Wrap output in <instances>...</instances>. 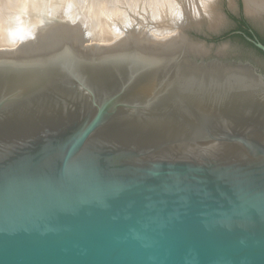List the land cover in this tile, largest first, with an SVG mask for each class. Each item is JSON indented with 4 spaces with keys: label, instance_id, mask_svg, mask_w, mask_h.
Returning a JSON list of instances; mask_svg holds the SVG:
<instances>
[{
    "label": "water",
    "instance_id": "1",
    "mask_svg": "<svg viewBox=\"0 0 264 264\" xmlns=\"http://www.w3.org/2000/svg\"><path fill=\"white\" fill-rule=\"evenodd\" d=\"M51 8L0 50V264H264V71Z\"/></svg>",
    "mask_w": 264,
    "mask_h": 264
},
{
    "label": "rangeland",
    "instance_id": "2",
    "mask_svg": "<svg viewBox=\"0 0 264 264\" xmlns=\"http://www.w3.org/2000/svg\"><path fill=\"white\" fill-rule=\"evenodd\" d=\"M3 1L5 2L6 0H3ZM14 1H15V3H12L13 6H12V4H10V0L6 1V3L7 2L9 3V7L8 8H10V9L12 8V10H9V11H11L9 13L7 12L8 11L7 7H5V9L7 8L6 9L7 11L3 9L4 7L3 8L1 7L3 5L7 6L8 4H3L2 5V2L0 1V4H1L0 7L4 10V11L2 10L3 12L1 11L2 14H0V17H1L0 22L2 23V20L6 19L5 20L6 22L3 20V23L4 24L7 23V25H6L7 27L4 24H2V25H4V26H2L1 23H0V25H1L0 28H2L3 30H4L3 27H5V30L6 29L9 30V28H12V29L14 28L15 29L17 26H19L18 24L21 22V19H22V18L19 19L21 17V13H23L22 17H28V16L32 17L33 16L34 12L32 13V11H29V10H31L29 8H27L28 9L27 10L26 9V5H25L24 2H21V0H13L12 2H14ZM24 1L26 2L28 0H24ZM66 1L64 3L66 5H68V1L67 2ZM72 1L73 2L69 1V5L71 4L72 5V9L76 10L77 14H79V18H81L83 16L84 17H88L89 16L90 18L92 16H96V18L98 19V17H99V19L97 20L98 23L96 22V18L92 17L93 18V20H92L93 22L90 20L91 21L90 25H91V27L93 26V24L95 26H97L95 28V30L97 28H101L102 29V30L100 29L101 31H97V33L101 32L99 36H101V34L103 35V37H101L102 39L105 40V38H108L110 36L114 37V35L113 34L111 35V33H110V35L107 36L105 34V33H107L106 29H104V28H107V30H108L114 24H116V25H115V27H112V28H113V30L117 31L116 32L117 34L118 33L121 34L123 32V35L121 37H119L115 41H110V42L109 41L104 42V40L102 41V39L100 41L98 39H95V38L93 39L92 38V40H95V41H93L95 43H99V44H103V45H110V44L114 45L116 42L118 43L119 41H122L128 34H133V33H138L139 35L137 37H140L142 35H147V36H150V38L152 39V36H155L154 33H155V30H156L157 26H158L157 30H159L160 28H162L163 31H165V28H166V30H170L169 27L173 26V24L175 22L173 27H176V29L173 30L174 32L171 33V35H169L168 40L177 37L178 33L180 32V29L183 28L184 26L185 27H189V32H191V31L192 32L193 31H200L202 33H208L209 35L218 34L216 31L219 30V36H215V37H224V36H226V37L223 38V39H220V41H218L217 43H219L221 41H225V42L216 45L215 47L210 49V51L215 53V52H217L219 50V48H221V46L225 47V53H228V54H242L248 60H250L252 63H254L256 66H258L260 69H262L264 71V55L262 53H260L252 45L247 44L245 41H247V42H249V41L247 39H245V41H244V39L239 36V35H242V34L238 33V32H242V31L238 30L239 22L234 17H236L238 19H241L242 17L245 18L244 10L242 8L243 7L242 6V0H211L212 2H214L215 11L218 12L220 14V16L223 18V23L219 24V25H216V26H212L213 21L209 17V14L205 10L201 0H176V1L170 0L172 2V3L170 2V4L172 6L174 5L175 8L178 6V9L180 8V10H178L177 8L175 9L174 6L173 7L169 6L170 4L167 3V2H169V0H162V2L165 1V5L166 6H164V4H163L164 2L162 3L161 0H155V1L153 0V1H151V3H148V2H150V0L149 1L148 0H136V1L135 0H75V1L72 0ZM97 1H99V2H97ZM16 2H17L18 5H16L15 7H18L20 5L23 8V6H24V8L26 9L25 11L27 13L26 12L24 13V11L20 12L22 10V9L20 10V8H19L20 6L18 8H16L18 10H16V12H15L14 4H16ZM75 2H77V3H75ZM152 2H153V4H152ZM49 3H50V1H49ZM73 3H75L76 5L73 4ZM175 3L176 4L178 3L177 6L175 5ZM150 4H152V5H150ZM162 4H163L164 7H161ZM91 5H93V6H91ZM190 5H192V6H190ZM193 5H194V7H193ZM73 6H75V7H73ZM51 7H53V6H51L49 4V6H47L44 10L48 11V12L52 11ZM95 7H97L98 9L95 8ZM158 7H161V8H158ZM1 8H0V10H1ZM155 8H157L160 11L158 12V10L155 9ZM162 8H163V10H162ZM94 9H95V11H98L99 9L100 10L98 12L94 11V13H92ZM113 9H114V11H113ZM118 9L120 10V12H119ZM173 9H175L176 11L173 10ZM213 9H214V7H213ZM105 10H106V12H105ZM116 10L118 12L116 14L117 15L119 14L120 16L119 15L117 16L116 14H114ZM153 10H155L156 13ZM12 11L15 14H13ZM100 11H102V12H100ZM152 11H153V13H152ZM162 11H164V12H162ZM5 12L8 13V14L12 13L13 15L10 14V16H8V14H6ZM89 12H91L93 15L90 16L91 13H89ZM157 12L159 14H161V16L158 15ZM173 12H175V13H173ZM177 12H178V14H177ZM223 12H227L230 17L228 18V17L224 16ZM19 13H20V15H19ZM96 13L98 15H96ZM16 14L19 15V18L15 17ZM86 14H87V16H86ZM104 14H105V16L107 18L104 17ZM113 14L116 15L118 18L116 16H113ZM154 14L157 16V19L153 17V16H155ZM171 14H172V16H171ZM212 14L215 15L214 12ZM2 15L4 17L8 16L9 18L8 17L4 18ZM122 15L126 16L125 19L123 17V20L124 21L126 20L125 22L122 20ZM11 16H13V19L15 17V20L16 19L18 20V21L17 20L15 21L17 23L16 25H15V23H14V21H13ZM158 16L160 17L159 20H158ZM103 17L105 18V20H108V18H109V20L111 21V23L109 21V22H107L109 24H105L108 27L105 26L103 28L104 24L101 22L103 20ZM126 18H128V20ZM171 18H173L174 20L171 19ZM155 19L157 21H155ZM167 19H168L169 22H167ZM175 19H177V20H175ZM19 20H20V22H19ZM105 20H103V22ZM8 21H9V23H10V21H11V23L13 22L14 25L13 24H9ZM112 21L114 22V24H113ZM159 21H160V23H159ZM172 21H174V22H172ZM94 22H96V24ZM164 22H167V24H165ZM170 22H171V24H170ZM248 22L251 25H253V27L256 28V30L259 32V34L261 36L264 37V20H257L256 19V20H251V21H248ZM99 23H101V24H99ZM104 23H106V21ZM118 23H119V27H120L119 30L120 29L122 30V31L120 30V32L118 31V26H117ZM110 24H112V25H110ZM159 24H161V25H159ZM162 24H163V27H162ZM98 25H100V27H98ZM124 26H126V27H124ZM162 29H160V31ZM93 35H94V33H93ZM104 35H106L107 37L104 36ZM153 40L157 42V40H155V39H153ZM212 41H213L212 39H209V42H212Z\"/></svg>",
    "mask_w": 264,
    "mask_h": 264
},
{
    "label": "bare ground",
    "instance_id": "3",
    "mask_svg": "<svg viewBox=\"0 0 264 264\" xmlns=\"http://www.w3.org/2000/svg\"><path fill=\"white\" fill-rule=\"evenodd\" d=\"M1 2L3 1V0H0ZM6 1H8V0H6ZM6 1L3 3L2 2V5L3 4H8L7 6L6 5H3V6H1L4 10H6L8 7H9V3L7 2L6 3ZM13 0H10V4H12V3H15V1L14 2H12ZM49 1H50V3H49ZM66 0H28V1H22L21 0V2H24L25 3V5H26V9L27 8H29V9H31V10H29V11H32V13H33V16L32 17H22L23 16V13H21V17L19 18V15H20V13H19V15H17L16 14V18H19V19H21V22H20V20H19V26H15L16 28L14 29H12V28H9V30H5V27H3L4 28V30L2 29V28H0L1 30H0V50H6V51H13L14 49H16L17 48V46L19 45H21L22 43H28V42H30V44L31 43H33L35 40H38L39 38H40V35H39V29H41L40 27H42V26H44V24L46 23V21H48L47 19H48V16L46 15L47 13H46V11L44 10L47 6H49V4L51 5V6H55V8H53V12H54V14L52 13V16H53V18H54V16H57V17H61V16H63V14L64 15H66V17H68V18H70V19H73V20H78V21H82V23H83V25L86 27V29L90 32V33H92V35H93V33H94V36H96L97 37V39L98 40H100L101 41V37H103V35L101 34V36H99L100 35V33L101 32H98L97 33V31H101L102 29L101 28H97L96 30H95V28L97 27V26H95L94 24H93V28L91 27V25H90V22L93 20V18L95 17L96 18V16H92L91 18L88 16V17H84L83 15V17H81V18H79V14H77V12H76V10H73L72 9V5L70 4L69 5V1L70 2H73L72 0H67L68 1V5H66L64 2H65ZM66 1V2H67ZM75 1V0H74ZM136 1V0H135ZM149 1V0H148ZM151 1H153V0H150V2H148V3H151ZM155 1V0H154ZM173 1H176V0H173ZM84 2V1H83ZM93 2V1H92ZM97 2H99V1H97ZM101 2V1H100ZM161 2H162V0H161ZM164 2V3H163ZM162 3L164 4V6H166L165 5V1H163ZM167 2V1H166ZM170 0H169V2H167L168 4H170ZM201 2L203 3V6H204V8H205V10L208 12V14H209V17L212 19V21H213V23H212V26H216V25H219V24H222L223 23V18L220 16V14L218 13V12H216L215 11V6H214V2H212L211 0H201ZM244 2H245V9H246V12L248 13V14H250V15H254V16H256V15H261V14H264V0H244ZM75 3H77V2H75ZM75 3H73V4H75ZM79 3V2H78ZM131 3V2H130ZM172 3V2H171ZM179 3V2H178ZM177 3V4H178ZM152 4H153V2H152ZM152 4H150V5H152ZM163 4L161 5V7H164L163 6ZM177 4L175 3V5L177 6ZM1 5V4H0ZM16 5H18L17 4V2H16V4H14V7L16 6ZM76 5V4H75ZM94 5V4H93ZM93 5H91V6H93ZM106 5V4H105ZM12 6H13V4H12ZM20 6V5H19ZM18 6V7H19ZM71 6V7H70ZM97 6V5H96ZM156 6V5H155ZM159 6V5H158ZM168 6V5H167ZM169 6H171V7H173L171 4L169 5ZM190 6H192V5H190ZM0 7V8H1ZM5 7H7L6 9H5ZM11 7V6H10ZM18 7H15L14 8V10H15V12H16V10H18V9H16V8H18ZM73 7H75V6H73ZM102 7V6H101ZM107 7V6H106ZM161 7H158V8H161ZM193 7H194V5H193ZM213 7H214V9H213ZM1 8V10H0V14H2V12L4 11L3 9ZM20 8V12H23L24 11V13L26 12L25 10V8H24V6H23V8L20 6L19 7ZM94 8V7H93ZM95 8H97V7H95ZM167 8V7H166ZM169 8V7H168ZM174 8H175V6H174ZM177 9H178V6L176 7ZM175 8V9H176ZM24 9V10H23ZM76 9V8H75ZM81 9V8H80ZM98 9V8H97ZM153 9V8H152ZM151 9V10H152ZM155 9H157V8H155ZM175 9H173V10H175ZM3 10V11H2ZM9 10H12V8L10 9V8H8V13L9 12H11V11H9ZM28 10V9H27ZM82 10V9H81ZM92 10V9H91ZM100 10V9H99ZM98 10V11H99ZM119 10V9H118ZM158 10V9H157ZM162 10H163V8H162ZM165 10V9H164ZM178 10H180V8L178 9ZM2 11V12H1ZM28 11V12H29ZM94 11H95V9L93 10V12L92 13H94ZM98 11H95V12H98ZM113 11H114V9H113ZM155 13H156V11L155 10H153ZM153 11H152V13H153ZM160 10H158V12H159ZM171 11V10H170ZM176 11V10H175ZM13 12V11H12ZM18 12V11H17ZM79 12V11H78ZM91 12H89V13H91ZM100 12H102V11H100ZM105 12H106V10H105ZM119 12H120V10H119ZM157 12V13H158ZM162 12H164V11H162ZM172 12V11H171ZM180 12V11H179ZM215 13V15H213L212 13ZM6 13V12H5ZM8 13H6V14H8ZM27 13V12H26ZM90 14V16L91 15H93V14ZM116 13H118L117 12V10L115 11V13L114 14H116ZM173 13H175V12H173ZM10 14H12V13H10ZM10 14H8V16H10ZM13 14H15L14 12H13ZM12 14V15H13ZM113 14V16H116V15H114ZM169 14V13H168ZM177 14H178V12H177ZM81 15V14H80ZM96 15H98L97 13H96ZM119 15V14H118ZM117 15V16H118ZM155 15V14H154ZM158 15H160L161 16V14H159L158 13ZM170 15V14H169ZM3 16V15H2ZM6 16V15H5ZM8 16H6V17H4V18H7ZM18 16V17H17ZM86 16H87V14H86ZM116 16V17H117ZM120 16V15H119ZM171 16H172V14H171ZM176 16V15H175ZM12 17V19H13V16H11ZM10 17V18H11ZM15 17H14V19H13V21H14V23H15V25L17 24L15 21L17 20H15ZM104 17L105 18H107L106 16H105V14H104ZM103 17V20H105V18ZM123 17H124V19H125V15L123 16L122 15V20H123ZM154 18H156L157 19V16L155 15V16H153ZM9 18V17H8ZM118 18V17H117ZM159 16H158V20H159ZM98 19H99V17H98ZM97 18H96V22H97V20H98ZM101 19V18H100ZM127 20H128V18H126ZM153 19V18H152ZM151 19V20H152ZM155 19V21H157ZM169 19V18H168ZM168 19H167V22H169L168 21ZM171 19H173V18H171ZM0 20H1V17H0ZM4 21L6 20V19H3ZM3 20H2V23H1V25L2 24H4L3 23ZM8 20V19H7ZM10 20V19H9ZM91 20V21H90ZM103 20L101 21L103 24H104V26H103V28L105 27V26H107V25H105V24H109V23H107V22H109L110 20H109V18H108V20H105L106 21V23H104L103 22ZM119 20V19H118ZM162 20V19H161ZM166 20V19H165ZM174 20V19H173ZM175 20H177V19H175ZM12 21V20H11ZM11 21H10V23H9V21H8V23L9 24H13L14 25V23L12 22L11 23ZM18 21V20H17ZM95 21V20H94ZM124 21V20H123ZM126 21V20H125ZM124 21V22H125ZM6 22V21H5ZM93 22V21H92ZM96 22H94L95 24H96ZM113 22V21H112ZM153 22V21H152ZM162 22V21H161ZM167 22H164L165 24H167ZM172 22H174V21H172ZM98 23V22H97ZM110 23H111V21H110ZM159 23H160V21H159ZM163 23V24H164ZM92 24V23H91ZM99 24H101V23H99ZM113 24H114V22H113ZM125 24V23H124ZM127 24V23H126ZM163 24H162V27H163ZM164 24V25H165ZM170 24H171V22H170ZM173 24V23H172ZM174 24H175V22H174ZM174 24H173V26H174ZM1 25H0V27H1ZM5 26L7 25V23L6 24H4ZM4 25H2V26H4ZM90 25V26H89ZM110 25H112V24H110ZM115 25L116 24H114L112 27H115ZM159 25H161V24H159ZM9 26V25H8ZM101 26V27H102ZM118 31L120 32V30H119V23H118ZM157 26V25H156ZM166 26V25H165ZM171 26V25H170ZM173 26H171V27H169V29L170 30H166V28H165V31H163V29L162 28H160V29H162L161 31H160V29L159 30H157V27H156V30H155V33H154V35L155 36H152V40L153 39H155V40H157V42H159V43H162V42H164V41H167L168 40V37H169V35H171V33H173L174 31L173 30H175L176 29V27H173ZM180 26V25H179ZM7 27V26H6ZM98 27H100V25H98ZM108 27V26H107ZM111 27V26H110ZM109 28L108 30H107V28H104V29H106V32L107 33H105L107 36L108 35H110V33H111V35L113 34L114 35V37H108V38H105V40L104 39H102V41L104 40V42H107V41H115L116 39H118L119 37H121L122 35H123V32L120 34V33H116L117 31H115V30H113V28ZM124 27H126V26H124ZM117 28V27H116ZM168 28V27H167ZM101 29V30H100ZM8 31V32H7ZM122 31V30H121ZM6 32V33H5ZM104 32V31H103ZM106 35H104V36H106ZM106 36V37H107ZM144 36H147V35H142V36H140V37H144ZM36 37V38H35ZM140 37H138V38H140ZM35 39V40H34ZM154 41V40H153ZM108 42V43H109ZM119 42H121V41H119ZM118 42V43H119ZM24 48V47H23ZM29 49H27V51H28ZM218 52H220V53H225V47H222V48H220L219 50H218ZM12 53V52H11Z\"/></svg>",
    "mask_w": 264,
    "mask_h": 264
},
{
    "label": "trees",
    "instance_id": "4",
    "mask_svg": "<svg viewBox=\"0 0 264 264\" xmlns=\"http://www.w3.org/2000/svg\"><path fill=\"white\" fill-rule=\"evenodd\" d=\"M238 22H239V28H238V30L239 31H242L244 34H246V35H248L249 37H253V32L251 31V25L247 22V20L244 18V17H242L241 19H238V18H236V17H234ZM240 37H242L243 39H244V41H245V37L243 36V35H239ZM226 36H224V37H213L212 38V40L213 41H215V42H218V41H220V39H223V38H225ZM258 37V39L264 44V38L261 36V35H258L257 36ZM247 44H249V45H252L253 47H254V45L253 44H251L250 42H247V41H245ZM256 48V47H255ZM257 49V48H256ZM260 53H262V51H260L259 49H257ZM263 54V53H262ZM264 55V54H263Z\"/></svg>",
    "mask_w": 264,
    "mask_h": 264
},
{
    "label": "flooded vegetation",
    "instance_id": "5",
    "mask_svg": "<svg viewBox=\"0 0 264 264\" xmlns=\"http://www.w3.org/2000/svg\"><path fill=\"white\" fill-rule=\"evenodd\" d=\"M251 31H252L253 34L256 35V36L260 35L259 32L256 30V28L253 27L252 25H251ZM262 37H263V36H262ZM263 38H264V37H263Z\"/></svg>",
    "mask_w": 264,
    "mask_h": 264
}]
</instances>
